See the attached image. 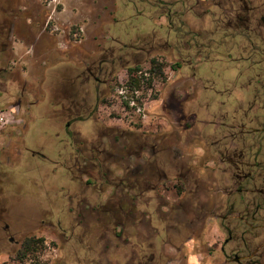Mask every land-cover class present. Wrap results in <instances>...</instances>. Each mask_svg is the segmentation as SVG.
Segmentation results:
<instances>
[{"label":"rangeland","instance_id":"1","mask_svg":"<svg viewBox=\"0 0 264 264\" xmlns=\"http://www.w3.org/2000/svg\"><path fill=\"white\" fill-rule=\"evenodd\" d=\"M36 1L45 15L62 18L51 19L43 34L28 29L22 16L4 13L7 3L17 0H0V264H22L16 256L30 236L46 239L39 263L136 264L138 255L147 261L146 223L137 229L134 219L125 218L119 227L111 215L97 211L112 196L119 203L123 193L112 195L110 189L104 196L98 169L91 170L96 185L88 186L86 178L73 181L65 168L66 159L72 163L67 89L79 101L87 95L88 111L95 113L93 123L80 128L75 123L71 130L93 140L97 132L107 134L106 147L126 169L111 166L112 172L131 184L141 180L138 220L142 214L154 216L161 232L154 240L160 264L166 253L180 260L174 264H223L216 251L225 239L219 222L195 226L198 239L178 254L167 244L182 247V240L167 237L161 221L171 209L198 216L220 206L229 184V167L220 156L241 147L229 138V126L257 128L264 122V59L245 49L238 36L243 35L236 19L242 16L241 2L57 0L62 4L50 7ZM22 40H36L30 54ZM153 58L164 64L167 81L156 78L153 90H140L143 114L124 110L120 87L128 80L126 67L138 64L148 73ZM177 63L181 68L173 71ZM99 64L97 81L88 70ZM153 144L158 171L163 174L164 168L172 181L155 195L146 192ZM141 147L147 151L143 158L129 159V152L141 154ZM137 171L143 174L138 179ZM182 177L189 182L183 184Z\"/></svg>","mask_w":264,"mask_h":264},{"label":"flooded vegetation","instance_id":"2","mask_svg":"<svg viewBox=\"0 0 264 264\" xmlns=\"http://www.w3.org/2000/svg\"><path fill=\"white\" fill-rule=\"evenodd\" d=\"M187 1L181 0V4L185 3L186 5ZM193 1L196 5H216L218 3L217 0ZM234 1L225 0L228 4H234ZM238 1L243 5L242 16H236L237 22L243 27V35L238 36L244 38L246 42L245 49H249L251 52H259L261 58L264 59V0ZM168 22L170 24V21ZM88 71L91 78L99 81L97 74L102 73L103 67L99 64L96 70L89 68ZM75 95L72 89L65 91L66 98H71L66 100H70L71 103L75 102ZM87 99L85 100L86 102H88ZM93 122V119H89L76 123L79 127L80 124ZM229 127V138L232 143H237L238 141V145L241 147H235L234 152H231L225 158L220 156L222 163L229 167V184L223 193L225 200L221 202L220 206L215 204V206L213 205L210 209L201 212L198 216H193L191 211H188V215L181 216L175 213L180 210L171 209L169 210L170 214L167 215V220L161 222L166 225L165 234L167 237L182 240V247L177 246L172 241L167 244L178 254L184 250V246L189 242L198 239L193 229L195 226L202 228L209 224L210 220H214L216 223L219 222L217 227L225 236L221 247L216 249L217 253H220L223 257V264H264V128H248L245 126L236 128L233 125ZM156 156V145L153 144L150 153L149 178L146 182V192L154 195L172 182L164 168L163 174L158 171L159 164ZM136 158L141 160L142 157ZM133 175L138 179L143 174L137 171ZM182 179L180 180L183 181V184L189 182L186 178L182 177ZM140 181L139 179L134 184L135 190L139 192L136 195L137 201L133 207L134 209L136 207L134 222H137V229L143 227L144 223H146V227L150 231L148 241L146 243L143 242V245H147L149 254L146 262L143 263L139 259V255L135 258V261L136 264H160V260L155 253L154 240L160 237L161 232L154 225V216L142 214V221L141 219L138 220L139 199L144 195ZM184 194L185 192L182 195ZM180 208L185 209L182 205H180ZM184 212L186 214V209ZM189 215L192 216L190 221L187 220ZM147 217L148 220L145 221L143 218ZM7 229L9 228L7 227ZM187 232L189 233L188 237H186ZM137 240H139V237H137ZM163 256L166 259L164 264H174L176 261L180 263V260L176 258L177 256H172L168 253Z\"/></svg>","mask_w":264,"mask_h":264},{"label":"trees","instance_id":"3","mask_svg":"<svg viewBox=\"0 0 264 264\" xmlns=\"http://www.w3.org/2000/svg\"><path fill=\"white\" fill-rule=\"evenodd\" d=\"M33 1L37 4L36 0H17V4H12L11 2L7 3V8L4 13L11 16L14 15L15 17L22 16V21L26 26V21H29L35 14V12H37L35 7H38V4L31 5L30 2ZM167 18L168 21H171V14H168ZM34 22L35 20L33 21V23ZM35 24L39 25V22H35ZM77 32L78 30L74 29V34ZM126 48H129V46H127ZM137 49L139 48H136V50ZM150 65L151 69L148 73H144L141 70L140 65L138 64L134 67H126L128 71V80L126 82V86L130 91L142 90L144 86H146V89L153 90V83L156 78L160 79L163 83L167 81L165 66L163 63H160L157 59L153 58L150 61ZM180 68L181 64L179 63L172 66L173 71H178ZM147 74H149L150 76H148ZM87 105L88 104L86 101H79V99H76L75 102H72L71 105L67 109H65V114H67V117L70 118V121L68 123L70 127L76 122H84L89 119H95V113H89ZM96 111L97 107L95 108V112ZM70 127L67 128L66 132L72 147V155L69 158V161H71L72 163L68 165V163H66L68 160H65L66 170L70 174L73 181L83 182L86 178L85 183L86 185L90 186L92 184L96 185V177L93 176L91 170L98 169V176L100 175L102 181V193H106V191H109L110 189H112L113 191L112 195H115V191H121L123 193L121 197L122 199L119 203L114 204V196H112V198L107 200L104 204L101 205L99 209H97V211H99L100 213L103 210L105 214L111 215V218L117 221V226L122 227L124 225L123 220L125 218L132 220L134 219L133 207L135 204L134 202L137 201V196L133 195L136 188L135 185L131 184L128 178L116 176L114 172H112L111 166H114L122 171L126 169L121 166V160L115 159L114 151L108 150V148L106 147L104 141L109 138L107 134L97 132L96 139L93 140L92 138H86L79 130H71ZM258 128H264V122L259 124ZM140 149H142V153L138 155L132 151L129 152V159H131L132 157L143 158V153H145L146 148L141 147ZM34 153L37 156L45 158L38 152ZM47 248L48 246L45 238H39L36 236L26 237L22 241V248L17 253L16 260L22 264H45L42 262L39 263V258L42 254H44Z\"/></svg>","mask_w":264,"mask_h":264},{"label":"crops","instance_id":"4","mask_svg":"<svg viewBox=\"0 0 264 264\" xmlns=\"http://www.w3.org/2000/svg\"><path fill=\"white\" fill-rule=\"evenodd\" d=\"M59 1V0H58ZM31 5H40L39 2H37V4L33 1V2H30ZM41 3V2H40ZM57 3H61V2H56V5ZM66 3V2H65ZM62 4V3H61ZM54 5V4H53ZM51 7V6H50ZM35 20V22H39V25H36L35 22L33 23V19ZM51 19H53V21H56V20H59V19H62L61 16H59V13L56 15L52 14V15H45V13L43 12L42 10V7L41 5L38 7V11L35 12V14L31 17V19L29 21H26V26L28 28H30V30L33 28L34 30H37L38 31L40 30V33L43 34L45 32V28H47V26L49 25V23H51ZM57 27V26H56ZM84 28H82V31H83ZM17 44V43H15ZM20 44V43H19ZM36 44V40L32 43H29L27 44L25 41L22 40V49L23 48H29L28 50V54H30L34 48ZM26 53V54H27ZM175 73V72H174ZM167 74V73H166ZM168 81H170V78L168 79ZM87 99V96H83L82 97V100L85 101ZM108 193H110V191H106V193H104L106 195H108ZM108 197V196H107ZM109 199V198H108ZM107 201V200H106ZM104 201V202H106Z\"/></svg>","mask_w":264,"mask_h":264},{"label":"built area","instance_id":"5","mask_svg":"<svg viewBox=\"0 0 264 264\" xmlns=\"http://www.w3.org/2000/svg\"><path fill=\"white\" fill-rule=\"evenodd\" d=\"M48 2L49 6L55 5L57 0H45ZM127 82V81H126ZM126 82L121 81V95L122 99L124 100L123 103H125L124 110L130 109V112H133L135 114H143L144 108L141 107L139 98L140 96V90L136 91H130L129 88L126 86ZM129 113V112H128Z\"/></svg>","mask_w":264,"mask_h":264}]
</instances>
